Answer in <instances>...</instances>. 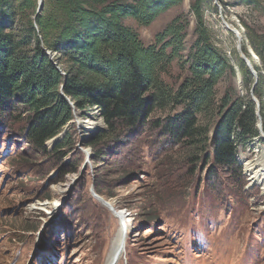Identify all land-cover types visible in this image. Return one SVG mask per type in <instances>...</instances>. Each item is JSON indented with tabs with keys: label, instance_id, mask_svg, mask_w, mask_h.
<instances>
[{
	"label": "rangeland",
	"instance_id": "rangeland-1",
	"mask_svg": "<svg viewBox=\"0 0 264 264\" xmlns=\"http://www.w3.org/2000/svg\"><path fill=\"white\" fill-rule=\"evenodd\" d=\"M34 1L20 27L34 21ZM259 3L207 0L203 5L213 42L238 67L217 84L216 101L229 87L239 95L255 96L248 90L253 75L249 71L251 82L245 83L239 70L238 63L244 62L236 35L220 24L230 23L240 31L243 53L257 73L262 72L245 28L249 24L264 32V0ZM190 4L191 0H182L148 26L125 20L148 45L173 18L185 17L182 57L159 72L174 87L187 73L181 63L196 38ZM47 6L43 0L42 10ZM50 52L56 63V53ZM262 100L264 133V96ZM174 112L156 109L137 129L103 146L97 160L84 145L91 132L105 127L95 111L75 113L59 133H68L72 142L63 153L44 154L32 146L20 112L0 117V264H107L121 224L93 192L126 218L124 248L115 264H264V177L250 184L244 166V160L261 154L264 139L257 135L237 146L240 170H209L210 164H195L193 151L171 144L153 126V121ZM216 119L217 115L202 114L199 123L208 124L211 131ZM98 120L99 128H86ZM46 144L51 150L53 142Z\"/></svg>",
	"mask_w": 264,
	"mask_h": 264
},
{
	"label": "trees",
	"instance_id": "trees-1",
	"mask_svg": "<svg viewBox=\"0 0 264 264\" xmlns=\"http://www.w3.org/2000/svg\"><path fill=\"white\" fill-rule=\"evenodd\" d=\"M181 1L46 0L48 6L34 21L20 27L35 1L0 0V117L20 112L32 146L44 154L63 153L72 143L68 133L59 136L51 150L46 142L61 133L75 113L95 111L105 127L93 131L84 145L91 147L97 160L103 146L137 129L156 109L169 108L175 112L156 119L153 126L171 144L193 151V162L202 167L210 164L209 170H240L237 146L259 135L256 103L233 87L215 100L217 84L225 75H233L234 68L206 25L207 0H191L196 38L181 63L187 73L175 87L165 83L159 72L182 57L185 17L173 18L148 45L125 23L132 18L148 26ZM245 28L262 64L252 92L263 107L264 32L249 24ZM45 50L56 53V63ZM238 66L244 82L250 83L247 66L241 61ZM202 114L217 115L211 131L208 124L199 123Z\"/></svg>",
	"mask_w": 264,
	"mask_h": 264
},
{
	"label": "water",
	"instance_id": "water-1",
	"mask_svg": "<svg viewBox=\"0 0 264 264\" xmlns=\"http://www.w3.org/2000/svg\"><path fill=\"white\" fill-rule=\"evenodd\" d=\"M42 8H43V0H37V8H36L35 16L37 14H39V12L42 10ZM223 23H226V22H223ZM230 31L231 32H235L236 38H237V49H238V51L240 53V58L243 60V62L246 64L248 70L253 75L254 81H253V84H252V87H251V93L253 94L252 88L255 85V83L257 82L258 73L255 70L251 60L242 51V48H241V35L239 36L238 30H235V28H233V29H230ZM46 53L49 55L50 59H53L54 53L50 52L49 50H46ZM228 57L230 58V61L233 64L232 58H231V56L229 54H228ZM233 68L238 72V67L235 66L234 64H233ZM237 74L239 75V73H237ZM253 100L256 103V115H257V118H258L257 128H258V131H259V137H261L262 134L264 135V133H263V130H262V125H261L260 102L255 96H253ZM60 135L58 134L57 136L52 138L53 139V144L57 140L58 136H60ZM93 194L101 203L105 204L112 211L113 214L116 213V209L110 203H108L107 201L103 200L100 196H98L94 192H93ZM119 220H120V224H121V227H122L121 228L122 231H121V234H120L121 235L120 244H119L118 248L116 249V251H115V253H114V255H113V257H112V259H111L109 264H115L116 263V260L118 258L119 253L124 248V241H125V238H126V227H125L123 218H120Z\"/></svg>",
	"mask_w": 264,
	"mask_h": 264
},
{
	"label": "bare ground",
	"instance_id": "bare-ground-1",
	"mask_svg": "<svg viewBox=\"0 0 264 264\" xmlns=\"http://www.w3.org/2000/svg\"><path fill=\"white\" fill-rule=\"evenodd\" d=\"M221 28L224 30V31H230V29H233L234 26L230 23H221ZM237 30V29H235ZM239 33V36L241 35L240 31H238ZM225 33V32H224ZM228 33V32H227ZM234 35L235 32H233ZM239 77V76H238ZM99 123L100 121L98 120L97 122H90V124H88L86 126V128L88 129H92L94 128V126H96L95 128H99ZM94 124V125H93ZM103 129L102 127H100V130ZM92 133V132H91ZM261 138L264 139V135L262 134ZM53 142V139L49 140V143ZM244 166H245V171L248 175V181L250 184H255V183H259L260 180L263 179L264 177V148H263V151L261 152V154L259 156H256L255 158H252V159H246L244 160ZM261 178V179H260ZM262 191H264V183L262 184ZM53 206V204L51 205ZM118 219L120 218H123L124 220V224H125V227L127 229V223H126V218L125 216L122 214V211H116V213L114 214ZM121 226V225H120ZM121 227L119 228L118 230V233H117V236L116 238L113 240L112 242V248H111V252L108 256V261H107V264L110 263L116 249L118 248L119 244H120V238H121ZM123 251V249H122ZM122 251L119 253L118 255V258L117 260L119 259L120 255L122 254ZM116 260V262H117Z\"/></svg>",
	"mask_w": 264,
	"mask_h": 264
}]
</instances>
